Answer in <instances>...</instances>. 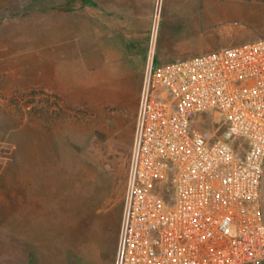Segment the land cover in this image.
I'll use <instances>...</instances> for the list:
<instances>
[{
	"label": "rangeland",
	"instance_id": "374dc122",
	"mask_svg": "<svg viewBox=\"0 0 264 264\" xmlns=\"http://www.w3.org/2000/svg\"><path fill=\"white\" fill-rule=\"evenodd\" d=\"M185 1L159 0L127 53L75 20L0 25V264L115 263L152 35L159 66L264 38V0H210L201 41Z\"/></svg>",
	"mask_w": 264,
	"mask_h": 264
},
{
	"label": "built area",
	"instance_id": "2783aa9c",
	"mask_svg": "<svg viewBox=\"0 0 264 264\" xmlns=\"http://www.w3.org/2000/svg\"><path fill=\"white\" fill-rule=\"evenodd\" d=\"M156 43L114 264H264V38L163 66Z\"/></svg>",
	"mask_w": 264,
	"mask_h": 264
},
{
	"label": "crops",
	"instance_id": "0c3cea01",
	"mask_svg": "<svg viewBox=\"0 0 264 264\" xmlns=\"http://www.w3.org/2000/svg\"><path fill=\"white\" fill-rule=\"evenodd\" d=\"M186 1L191 5L183 10L187 16L190 15L192 21L191 36L201 41V35L196 34L197 21L199 19L200 25H203L204 14L209 11L210 0ZM36 2H41L42 5L41 9L34 11ZM20 5H22V9L17 10ZM0 9H5L10 13L0 21V25L17 20L34 19L35 15L33 14H41L43 22L56 21L71 24L75 20L79 30L85 25H90L93 28V33L97 36L106 32L108 36L121 37L124 46L121 51L127 53V47L130 46L132 39L136 40L137 37L140 39L141 35H145L147 21L151 19V15L148 16V14L158 12L160 4L159 0H24V2L0 0ZM204 51L202 50L200 55L206 54L203 53ZM184 58L186 59V57L180 59Z\"/></svg>",
	"mask_w": 264,
	"mask_h": 264
}]
</instances>
